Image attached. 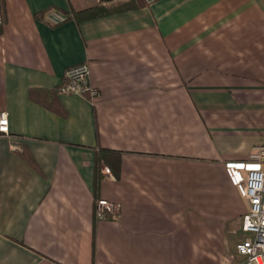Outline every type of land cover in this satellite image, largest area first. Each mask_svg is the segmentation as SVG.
I'll list each match as a JSON object with an SVG mask.
<instances>
[{
	"label": "crops",
	"instance_id": "crops-1",
	"mask_svg": "<svg viewBox=\"0 0 264 264\" xmlns=\"http://www.w3.org/2000/svg\"><path fill=\"white\" fill-rule=\"evenodd\" d=\"M0 3V264L242 262L228 163L264 145V0ZM83 62L98 96L59 94Z\"/></svg>",
	"mask_w": 264,
	"mask_h": 264
},
{
	"label": "built area",
	"instance_id": "built-area-1",
	"mask_svg": "<svg viewBox=\"0 0 264 264\" xmlns=\"http://www.w3.org/2000/svg\"><path fill=\"white\" fill-rule=\"evenodd\" d=\"M154 0H147L148 3ZM48 17L53 23L67 20V15L56 10H49ZM2 3H0V25L4 23ZM65 80L57 87L59 94L87 95L96 98L99 91L90 81L91 69L88 62L73 65L66 69ZM9 114H0V133L8 135ZM247 161L229 162L228 167L238 171L231 173L232 180L247 202L242 216V231L249 236L236 244V250L243 261L239 264H264V145L256 147ZM118 210V204L100 198L96 202V217L105 218Z\"/></svg>",
	"mask_w": 264,
	"mask_h": 264
},
{
	"label": "trees",
	"instance_id": "trees-1",
	"mask_svg": "<svg viewBox=\"0 0 264 264\" xmlns=\"http://www.w3.org/2000/svg\"><path fill=\"white\" fill-rule=\"evenodd\" d=\"M63 14H65V13H63ZM65 15H67V17L69 18V16L70 15H68V14H65ZM108 153H113L112 151H102L101 152V154L95 159L96 160V162H97V164H98V166L101 164V162L104 160V161H107V156H108ZM113 154H115V153H113ZM118 154V153H117ZM117 157H119V155H117ZM97 183L99 184V181H100V179H99V176L97 177Z\"/></svg>",
	"mask_w": 264,
	"mask_h": 264
}]
</instances>
